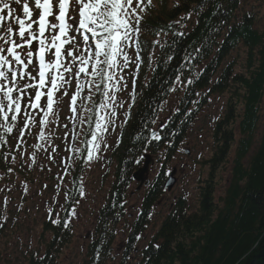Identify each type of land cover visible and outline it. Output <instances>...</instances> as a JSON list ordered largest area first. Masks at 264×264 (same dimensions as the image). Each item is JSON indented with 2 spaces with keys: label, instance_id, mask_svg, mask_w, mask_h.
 I'll list each match as a JSON object with an SVG mask.
<instances>
[{
  "label": "trees",
  "instance_id": "trees-1",
  "mask_svg": "<svg viewBox=\"0 0 264 264\" xmlns=\"http://www.w3.org/2000/svg\"><path fill=\"white\" fill-rule=\"evenodd\" d=\"M239 5L240 0H152L143 20L144 60L136 76L135 100L111 155L115 179L106 203L97 213L84 264H108L115 227L124 217L121 207L126 190L141 164L133 161L145 151L158 155L165 150V161L169 162L194 121L196 112L191 113V106L196 92L204 90L229 93L230 98L214 127L215 147L203 164L208 170L198 186L197 209L191 212L178 199L171 215L142 250L140 264H250L264 248V128L256 151L247 166L243 164L254 143L264 96V15L259 27L257 18L242 13ZM188 15L196 17V23L182 32L177 22ZM161 34L165 39L157 46L153 40ZM240 48L246 52L245 73H236L235 61L229 60ZM155 49L158 56L150 68L148 55ZM179 82L186 85L185 94L177 108L169 112L163 131H158L161 140H150L157 115ZM239 104L241 113L237 110ZM236 131L240 138L231 162L229 184L216 200V174L226 164ZM2 156L0 153V171H5ZM79 170L74 180L80 176ZM164 176L163 169L144 197L142 221L131 226L129 249L136 236L144 232L143 219L162 196ZM63 226L62 221L44 222V231L53 238L45 259L31 264L53 263L52 249L57 253L71 239L70 231Z\"/></svg>",
  "mask_w": 264,
  "mask_h": 264
},
{
  "label": "rangeland",
  "instance_id": "rangeland-1",
  "mask_svg": "<svg viewBox=\"0 0 264 264\" xmlns=\"http://www.w3.org/2000/svg\"><path fill=\"white\" fill-rule=\"evenodd\" d=\"M29 2L31 6V0ZM262 5H264V0H240L239 7L242 13L253 14L259 23L257 26L261 27L263 19H260V17L264 15V6ZM17 14L23 18L22 11H18ZM192 17L194 16L189 17V21L188 18L185 21L186 27L190 26L189 23L194 24L196 22L195 18ZM133 52H138V50L135 48L129 49L130 54L133 55ZM245 53L240 48L229 57V60L236 63V73H245ZM153 54H151V60H153ZM132 69L130 67V70H125L124 75L127 82L130 79ZM177 86L179 87H176L170 99L163 106L160 114V120L163 122H166L169 112L174 110L175 107L177 108L180 98L185 94L186 85L178 84ZM129 93L130 89L128 86L127 89L119 94L120 100L125 102V107L117 110L118 115L114 119V127L110 126L109 132L104 137L107 147L101 143L100 151L95 153V158L91 162L86 163L85 172L81 177L80 190L78 189L79 196L76 203L73 202L71 204L69 213L66 211L64 216L62 211L66 193L60 190L63 189L65 191L68 188V176L60 174L59 162L62 163L67 157L69 147L74 141L71 138L72 135H75V139L81 138V143H85L81 135L83 129L86 128L79 121L73 122L67 106V98H65V103H62L58 109V118L49 125L45 132L46 142L42 141L40 143L43 147L34 151V160L33 153L27 151L30 149V142L36 140L37 137L34 139L25 134L21 141L17 139L19 136L17 131L9 136L6 147L10 152L16 154L14 161L9 157L10 165L13 168L25 169V171L31 170V173L29 176H17L14 172H11L10 175H15L13 178L1 177L4 182L0 180V264H29L28 258L30 259L32 254L35 258H42L47 251V244L53 238L51 233L44 231L43 224L49 218L53 222L56 221L60 215L65 218L67 215V222L65 221L64 224L67 223L70 229L69 236L71 239L56 254H53L52 264L85 263L88 258V244L91 242V234L93 228H96L95 219L98 209L102 204L106 203L111 184L115 179L114 166L109 163L110 148L114 141L116 142L117 131H119L122 119H124V112L128 109L130 102ZM196 98L201 101V107L195 115L193 123L183 136L180 149L175 156L165 165L162 159L167 154L165 150L156 157H151L145 181L154 180L163 169L168 175L172 168H175L174 177L176 183L172 191L166 192L164 196L162 195L160 201L150 209L149 221L145 225L147 228L140 235L137 242L136 248L139 251L147 246L168 215L169 206L174 204L178 197L183 196L187 200V204L193 209L198 202V186L201 180L206 178L208 170V167L203 166V164L212 154L215 147L213 140L214 125L223 116L224 106L230 98V94H211L209 90H204L196 92ZM204 99L205 101L202 102ZM259 108L260 118L255 128L254 143L243 160L245 166H247L251 155L256 151L262 137L264 128V96ZM237 110L241 113L240 104ZM80 115L88 117L91 113L81 109ZM65 124L68 125L67 129L64 128ZM65 133H69V135H65ZM236 140H238L237 134ZM235 150L234 144L228 155L227 163L216 175V182H218L215 192L216 200L219 196H223L228 185L229 172ZM58 173L59 175H57ZM23 178L26 179V183L31 185L23 183ZM46 178H50L51 181H47ZM81 192H83V195L80 194ZM145 195L146 188L138 185V182H131V185L127 188L121 207L124 217L115 227L116 238L110 255L112 256V261L109 264H120L119 260L130 233L131 223L135 222L137 218V223L142 221L139 214L141 213V205ZM146 219L147 217L143 221L145 222ZM138 259L137 253L135 256L132 255L128 258L125 264H138L140 261Z\"/></svg>",
  "mask_w": 264,
  "mask_h": 264
},
{
  "label": "snow or ice",
  "instance_id": "snow-or-ice-1",
  "mask_svg": "<svg viewBox=\"0 0 264 264\" xmlns=\"http://www.w3.org/2000/svg\"><path fill=\"white\" fill-rule=\"evenodd\" d=\"M151 6L152 0H31V6L29 0H0L4 33L0 35V145L8 144L14 130L22 141L32 127L39 128L37 138L46 142L45 132L67 98L73 122H94L87 141L86 163L91 162L101 143L107 147L104 137L114 125L117 110L125 107L119 94L128 87L124 73L130 67L134 70L129 96L135 100L136 76L143 61L140 53L132 55L129 49L140 48L141 24ZM95 93L102 97L98 104ZM85 101L95 106L94 120L80 115L81 109L92 111ZM124 117L122 124H127L129 112ZM152 139L161 136L153 133ZM143 159L133 163L139 165Z\"/></svg>",
  "mask_w": 264,
  "mask_h": 264
},
{
  "label": "water",
  "instance_id": "water-1",
  "mask_svg": "<svg viewBox=\"0 0 264 264\" xmlns=\"http://www.w3.org/2000/svg\"><path fill=\"white\" fill-rule=\"evenodd\" d=\"M148 161H149V159L147 158V161H146L144 167L142 169L138 170L134 174L133 178L136 181H138V182H142L143 181V175L146 172V167L148 165ZM173 174H174V172L172 173V176H173ZM173 183H174V180L171 177V179L167 182L166 186L167 187H171V184H173ZM251 264H264V248L254 257V259L251 262Z\"/></svg>",
  "mask_w": 264,
  "mask_h": 264
}]
</instances>
